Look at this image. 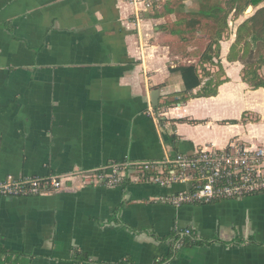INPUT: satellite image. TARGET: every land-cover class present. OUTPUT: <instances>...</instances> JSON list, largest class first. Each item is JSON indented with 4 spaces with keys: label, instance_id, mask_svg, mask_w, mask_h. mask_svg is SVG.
Here are the masks:
<instances>
[{
    "label": "crops",
    "instance_id": "crops-1",
    "mask_svg": "<svg viewBox=\"0 0 264 264\" xmlns=\"http://www.w3.org/2000/svg\"><path fill=\"white\" fill-rule=\"evenodd\" d=\"M151 1L0 0V180L71 176L38 195L0 194L11 264H159L171 252L161 264H264V192L175 207L160 198L184 184L73 175L264 145V88L228 60L235 38L220 42L227 81L217 94H197L208 76L185 94L176 69L198 65L211 34L183 28V2ZM187 230L204 244L184 245ZM75 252L88 257L77 262Z\"/></svg>",
    "mask_w": 264,
    "mask_h": 264
},
{
    "label": "built area",
    "instance_id": "built-area-1",
    "mask_svg": "<svg viewBox=\"0 0 264 264\" xmlns=\"http://www.w3.org/2000/svg\"><path fill=\"white\" fill-rule=\"evenodd\" d=\"M138 7L149 8L151 0H131ZM153 117V110L149 111ZM88 184L119 185L135 177L168 187L176 183L182 191L161 196L160 200L175 207L183 204L209 203L224 199H242L264 192V145L244 146L232 142L225 149L203 147L193 154L178 153L162 161L114 162L92 171H78ZM136 175V176H134ZM71 176L16 178L0 180V194L9 196L38 195L61 188ZM189 232V230H187Z\"/></svg>",
    "mask_w": 264,
    "mask_h": 264
},
{
    "label": "trees",
    "instance_id": "trees-1",
    "mask_svg": "<svg viewBox=\"0 0 264 264\" xmlns=\"http://www.w3.org/2000/svg\"><path fill=\"white\" fill-rule=\"evenodd\" d=\"M261 1L262 0H249V5H254L258 9L252 16L238 25L235 35L236 38L228 55L229 61H242L244 65L242 70L243 80L253 89L260 87L264 88V77L259 72L260 68L264 66V52H262L264 48V5L262 7L259 6ZM227 5L228 7L213 5L209 9L202 11V16L213 22L215 24V29L214 32L212 31L211 33V41L202 54L199 64L181 66L176 69L182 75L185 84V94L200 87L206 76H208L209 79L203 85L202 90L197 93L200 96L216 95L218 87L227 81V78H223L225 77V72L220 59V42L225 37V34L229 35V17L233 16V19H238L245 10L246 4H240L238 0H227ZM185 23L186 26L194 27L200 25V19H194ZM215 59H217V61H215ZM207 63L218 66L217 72H208L205 67ZM187 233L188 236L185 238L183 237L182 243H184V245L194 246L204 244V241L196 240L190 233V230ZM75 253V256H77L75 261L77 262H80V260L83 261L84 259L86 260L88 257L82 253ZM172 256L173 252L163 261L168 260ZM15 261L13 253L9 252L0 243V264H11L15 263ZM162 262H159V264ZM20 264H25V262L20 261Z\"/></svg>",
    "mask_w": 264,
    "mask_h": 264
},
{
    "label": "rangeland",
    "instance_id": "rangeland-1",
    "mask_svg": "<svg viewBox=\"0 0 264 264\" xmlns=\"http://www.w3.org/2000/svg\"><path fill=\"white\" fill-rule=\"evenodd\" d=\"M168 1L171 4H173L172 2H179V3L183 2L181 9L184 6H186V8L184 7L185 8L184 10L185 11L187 10V11L182 12L181 18H185V20L189 22L194 19L197 20V17H200V25L194 26V28H199L200 31H203L205 34H209V35L212 33V31L214 32L215 24L211 21H204L203 20L204 17L202 16V11H205V9H209L213 5L228 7L227 0H182V1L181 0H168ZM238 3L243 4V5L246 4L247 7L245 6V10L242 12V15L238 19H233V16L229 17V31H228L229 35L225 34L224 38L226 39H230L232 37L236 38L235 35H236V30H237L238 25L244 20H246L247 18H249L250 16H252L258 9L254 5H249V0H238ZM263 5H264V0L260 2L259 6L262 7ZM184 10H181V11H184ZM188 27L189 26H186L185 24H183V28H185L186 30L188 29ZM193 36L194 35H192V37ZM203 48H205V46L200 48V50H203ZM262 52H264V48L262 49ZM259 72L264 77V66L260 68Z\"/></svg>",
    "mask_w": 264,
    "mask_h": 264
},
{
    "label": "water",
    "instance_id": "water-1",
    "mask_svg": "<svg viewBox=\"0 0 264 264\" xmlns=\"http://www.w3.org/2000/svg\"><path fill=\"white\" fill-rule=\"evenodd\" d=\"M158 93H159V91H155L152 94V99H153V102H154L155 106H157V104H158V96H157Z\"/></svg>",
    "mask_w": 264,
    "mask_h": 264
}]
</instances>
